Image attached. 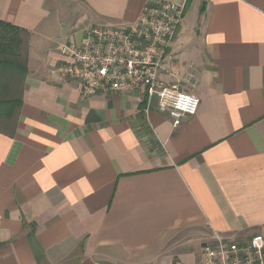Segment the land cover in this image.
<instances>
[{
	"label": "crops",
	"instance_id": "0c3cea01",
	"mask_svg": "<svg viewBox=\"0 0 264 264\" xmlns=\"http://www.w3.org/2000/svg\"><path fill=\"white\" fill-rule=\"evenodd\" d=\"M153 1L0 0V264H200L214 233L264 236V0H164L185 12L158 77L199 100L177 129L141 91L48 75Z\"/></svg>",
	"mask_w": 264,
	"mask_h": 264
},
{
	"label": "built area",
	"instance_id": "2783aa9c",
	"mask_svg": "<svg viewBox=\"0 0 264 264\" xmlns=\"http://www.w3.org/2000/svg\"><path fill=\"white\" fill-rule=\"evenodd\" d=\"M184 12V5L154 0L126 27L91 26L79 43L60 47L66 61L48 75L76 81L84 98L141 91L147 102L156 98L159 111L177 129L184 117L196 115L199 100L179 83L166 84L158 76ZM200 264H264V236L233 241L214 233L202 246Z\"/></svg>",
	"mask_w": 264,
	"mask_h": 264
},
{
	"label": "trees",
	"instance_id": "16d2710c",
	"mask_svg": "<svg viewBox=\"0 0 264 264\" xmlns=\"http://www.w3.org/2000/svg\"><path fill=\"white\" fill-rule=\"evenodd\" d=\"M190 0H186L185 5L189 2ZM203 5L200 7V13L203 12ZM185 7V6H184ZM14 31L15 29L11 26L8 25H4L2 23H0V60H7L8 58L12 61L13 58L18 57L17 54H15L16 52L13 51L14 49ZM14 46V47H13ZM11 65V63H10ZM3 103V102H1ZM7 104H0L3 105V107L5 105H8L10 103H14V102H4Z\"/></svg>",
	"mask_w": 264,
	"mask_h": 264
}]
</instances>
